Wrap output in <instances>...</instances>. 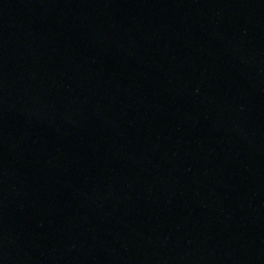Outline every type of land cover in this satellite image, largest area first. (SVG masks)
I'll return each instance as SVG.
<instances>
[{
    "label": "water",
    "instance_id": "95a60500",
    "mask_svg": "<svg viewBox=\"0 0 264 264\" xmlns=\"http://www.w3.org/2000/svg\"><path fill=\"white\" fill-rule=\"evenodd\" d=\"M0 264H264V0H0Z\"/></svg>",
    "mask_w": 264,
    "mask_h": 264
}]
</instances>
